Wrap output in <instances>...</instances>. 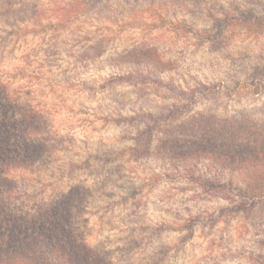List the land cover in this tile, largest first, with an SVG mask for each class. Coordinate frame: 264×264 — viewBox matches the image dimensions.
<instances>
[{
	"label": "clouds",
	"instance_id": "9594fccd",
	"mask_svg": "<svg viewBox=\"0 0 264 264\" xmlns=\"http://www.w3.org/2000/svg\"><path fill=\"white\" fill-rule=\"evenodd\" d=\"M9 7L0 0V11ZM110 8L107 15L119 22L114 27L132 25L124 35L143 33L147 40L163 32L173 35L172 29L180 34L191 16L198 22L192 46L185 50L168 43L174 66L160 69L153 78L159 83L118 86L112 90L115 102H104L106 109L80 90L81 84H91L81 71L73 81V99L88 110L87 120L62 118L63 83L49 82L50 90L33 82L32 96H26L22 86L28 81L17 73L31 69L9 56L10 44L0 49V81L20 108L17 119L33 121L22 134L29 144L43 145L38 158L25 154L18 166L24 169L22 183L37 193L24 211L34 218L64 203L65 231L98 258L96 264H255L257 257L264 264V230L229 226L222 231L216 223L221 206L224 213L244 215L253 181L264 177V79L253 88L250 78L252 67L264 64V0H156L150 6L143 0H119ZM161 21L162 29L150 32L146 22ZM205 35L215 39L198 47L196 40ZM119 43L129 47L122 39ZM211 44L219 54L209 51ZM186 51L196 54L188 59ZM242 66L246 71L237 74ZM236 80L247 87L237 91ZM141 89L147 94L135 102ZM123 93L128 96L120 103ZM93 112L108 117V123H92ZM209 142L215 150L202 147ZM244 145H251L254 155L241 161L234 149ZM102 153L114 159L103 169L97 162ZM201 185L215 198L202 195ZM180 188L189 190L178 195ZM196 217V225L184 226ZM39 241L30 235L23 245L11 246L6 235L0 241V264H50L53 253L60 264H71L60 251L63 241L43 236Z\"/></svg>",
	"mask_w": 264,
	"mask_h": 264
},
{
	"label": "rangeland",
	"instance_id": "374dc122",
	"mask_svg": "<svg viewBox=\"0 0 264 264\" xmlns=\"http://www.w3.org/2000/svg\"><path fill=\"white\" fill-rule=\"evenodd\" d=\"M113 2L119 3V0H6L10 7L0 11V49L10 44L9 56L22 60L23 66L31 69V72L21 71L17 73L20 80L26 79L28 81L29 86H22L26 96H32L30 85L33 82L36 85L45 83L50 90L51 84L49 82H54L57 86L63 83L65 87L62 89L64 102L62 118L64 120H76L77 117H81L87 120L89 117L88 110L83 106L77 107L78 101L73 99L77 95L73 91L77 87L73 81L80 75L81 71L90 77L91 84H81L80 90L90 94L97 108L106 109L108 105L104 102L110 99L115 102L116 97L112 95V90L118 86L135 87L137 83H159L153 78L160 74V69L167 71L174 66L169 55L172 50L166 46L168 43H172L174 46L179 44L185 50L192 46V33L198 22L191 16L183 21L186 27L181 30L180 34H175V30L172 29L173 35L163 32L161 35L147 40L143 33L124 35L127 28L132 25L114 27L118 25V20L107 15L111 11L110 5ZM143 2L150 6L156 0H143ZM245 2H251V0H245ZM41 4L44 5L43 8ZM13 5H19V7H11ZM34 13H36L35 16H33ZM146 24L150 32H157L162 29L163 21L160 23L146 22ZM207 37L205 35L203 38L206 39ZM212 37L215 36L212 35ZM121 39L129 47L124 48L119 43ZM196 44L202 48L204 42L200 43V39H198ZM209 51L219 54L220 49L217 45L211 44ZM195 54L186 51L188 59H191ZM105 56L107 58L102 59ZM244 59L245 55L240 54V60L243 61ZM3 64V58L0 57V71H3ZM256 70L261 73L256 75ZM236 71L237 74H243L246 68L242 66ZM141 73H148V75L141 77L138 75ZM263 73L264 64H257L252 67L250 78L253 88H255L257 80L264 79ZM209 75H213V73L210 72ZM233 83L237 91L247 87L240 80ZM170 87L175 90L174 86ZM146 94L147 90L141 89V94L135 96V102L142 100ZM121 96L120 103H124L128 94L123 93ZM0 100L4 105V107L0 106V126L7 127L6 131H0V134L3 135L0 139V146L7 149L11 148L14 156L12 155L10 159L16 161V168L8 170L3 177L4 183L2 184L5 186V192L7 195H12L10 201L5 202H10L12 205V209L11 207L9 209L14 211L11 214L15 218L19 217L18 215L30 217L32 215L26 213L24 209L27 202L35 199L37 193L28 191V186L22 183L20 173L24 169L18 166L23 162L22 157L25 154L30 158H38L43 152V145L29 144L25 139L22 132H26V127L30 126L33 121L25 117L17 119L20 108L10 102L7 86L3 85L2 81H0ZM127 102L133 103L134 101L127 100ZM91 115L93 117L92 123L97 121H102L105 125L108 123V117L97 116L95 112ZM9 136L12 138L11 145L5 144ZM202 147L215 150L216 145L209 142ZM97 162L103 169L114 163V159L111 154L102 153L97 157ZM131 163H135V159ZM263 182L264 177H257L253 181L244 215L236 217L231 213H224V206L218 209L222 213V217L216 223L220 225L222 231H227L229 226L236 231L246 226L264 230L262 227L264 226V188H260ZM200 187L202 195L215 198L216 194L213 190L204 189L203 185ZM188 190L180 188L177 190V194H183ZM241 194L247 196V193ZM136 196L137 190H133L131 197L135 199ZM152 211L155 210L152 209ZM39 215L42 214L39 213ZM197 220L199 217L190 220L189 224L184 226L196 225ZM204 226L206 225H200V227ZM192 234V232L189 233V235ZM220 239L222 241L223 236ZM261 244H264V241H261ZM255 264H261V258L257 257Z\"/></svg>",
	"mask_w": 264,
	"mask_h": 264
},
{
	"label": "trees",
	"instance_id": "16d2710c",
	"mask_svg": "<svg viewBox=\"0 0 264 264\" xmlns=\"http://www.w3.org/2000/svg\"><path fill=\"white\" fill-rule=\"evenodd\" d=\"M35 15L36 13L33 14V16ZM241 15L244 20L248 19V17L244 16L243 13ZM207 36L209 38L207 37L206 39H200V43H210L215 38L212 37V35ZM146 57L148 58L147 55ZM259 73L261 72L257 71L256 75H259ZM0 106L4 107L1 102ZM6 130V126H0V131ZM1 136L3 135L0 134V139ZM11 139V136H9V139L8 141H5V144L11 145ZM257 143H259V141H257ZM234 152L235 157L241 161L254 155L251 145L240 146L234 149ZM12 153L13 150L11 148L7 149L0 146V196H4V199H0V241H2L7 235L9 241L11 242V246H16L23 245L30 235L37 243H42L39 241L40 236H43L46 241H51L53 238H56L58 243L59 241H63V243L60 245V251L69 255L71 264H96L98 258H96L93 253L85 251L81 245L76 243L72 235L65 231L64 223L67 222V217L65 216L67 207L64 203H58L52 209L40 212L42 215H39V217L38 215L34 218L33 216L28 217L26 215H18L19 217L15 218V216L11 214L14 213V211L11 210L12 205L10 202L5 201H8L12 195H7L4 190L5 186L2 183H4L3 177H5L4 175L6 172L16 168V161L10 159L12 158ZM260 188H264V182ZM9 207H11V209H9ZM21 237L24 239L21 240ZM50 264H60L59 257H57L54 253L51 254Z\"/></svg>",
	"mask_w": 264,
	"mask_h": 264
}]
</instances>
